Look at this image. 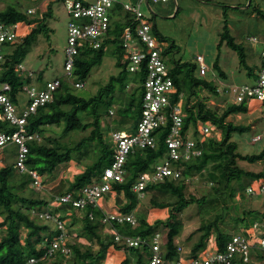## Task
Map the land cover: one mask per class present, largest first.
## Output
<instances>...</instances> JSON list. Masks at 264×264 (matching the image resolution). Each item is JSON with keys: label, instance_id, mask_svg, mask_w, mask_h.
<instances>
[{"label": "trees", "instance_id": "16d2710c", "mask_svg": "<svg viewBox=\"0 0 264 264\" xmlns=\"http://www.w3.org/2000/svg\"><path fill=\"white\" fill-rule=\"evenodd\" d=\"M256 12L264 17L261 8ZM52 14V5H49L47 11H44L39 18H32L27 11L13 5L0 12V17L6 22L36 23L29 33L12 44V52L7 55L3 77L12 85L11 94L14 102L22 92L24 84H35L36 81L43 85L42 72L34 79L28 73L20 71L17 64L21 63L20 58L30 51L37 36L50 30L46 20ZM111 18L112 27L104 46L100 49L81 50L71 78H76V81L87 79L93 67L102 63L106 51L110 49L116 55L117 67L121 70L119 74L112 75L110 80L90 97L76 94L72 81L60 78L61 84L55 90L53 99L40 106L28 118V130L39 133L42 139L28 142L29 153L26 163L30 169L37 170L42 175H53L57 167L63 163L73 160L82 163V158L88 155L89 144H94L93 151L96 156L92 163L75 174L74 179L68 181V186L60 194L72 193L74 196H79L84 186L101 180L103 171L112 163L115 145L111 138H106L104 123L107 117L110 118L106 123L108 130H134L141 119L143 97L141 83L144 80V73L129 72L128 60L122 44L123 31L135 18L121 4L114 7ZM159 36L163 38L161 34ZM220 37L221 43L226 42L229 47L237 51L241 64L248 67L244 49L231 35L228 22L224 25ZM197 69L198 64L195 60L186 61L182 58L176 59L170 68L175 83L174 101L183 94L185 122L182 136H185L188 130L193 138L200 139L198 127L201 123L214 125L220 136L210 133L203 137L204 148L201 156L186 162L173 163L182 170L178 182H175L173 177H168L162 182L150 184L142 196L132 190V185L140 173L152 171L160 160L169 158V148L166 143L169 125L159 132L157 146L136 148L130 153L125 180L113 184L111 190L102 197L99 207H75L71 204L58 203L53 201L51 195L49 198L31 197L24 193V190L32 184L31 173L19 172L15 163L0 165V264H24L30 257L39 259L36 264L47 262L65 264L68 256L60 251L47 256L44 254L43 244L50 241L57 233L52 221L44 220L39 216V212L47 207L65 222L68 236L72 237L75 233L73 240L68 239V244L72 248L69 264H99L108 255L110 249L124 250L126 253V257L119 264H150L149 245L126 247L117 242L113 236L105 237L103 218L109 211H134L138 220L135 225L127 222H113L112 225L121 234L139 235L144 238L161 233L165 238L166 259L175 260L179 257L177 237L184 226L180 213L191 203L204 202L208 198V195L201 198L195 196L187 198L185 190L188 178L200 175L210 183L211 197L224 196L228 189L231 190V197H234L238 188L245 197L249 185L264 180V171H248L238 164L239 160L249 162L263 160L264 148L259 153L243 154L238 150V143L233 140L234 133L242 134L250 128V125L236 124L230 120V115L248 112L249 106L229 103L222 113L212 108L208 103L211 97H221V102H227V95L217 90V77L224 80L227 74L218 67L217 77L214 71L213 76L208 73L201 76ZM126 78H130V82H134L136 88L131 95L126 96L124 94L129 83L120 84L119 92L123 97L119 101L114 96L117 91L116 83ZM139 88L141 90L136 96L135 92H138ZM205 92L207 94H204ZM116 105H118L117 112L112 114L111 110ZM8 128L7 122L0 121V130H8ZM76 131H87L88 134L74 145L61 141L62 137ZM245 178H248V182H241ZM234 183L238 187H235ZM168 194L175 196L176 199L174 201L160 199V196ZM154 208L165 209L166 216H152L151 210ZM90 213L93 217H90ZM247 215L262 218L264 222V212L256 209L244 211L243 216L238 217L237 221L244 223ZM213 228L217 230L214 237H212ZM202 230L204 232L201 237L191 248L193 256L206 249L210 241L218 250H224L234 235L220 229L218 218L203 224ZM243 232L248 238L264 236V224L260 225L255 233L251 231L249 224H246ZM253 253L254 259L245 264H264V250L256 248Z\"/></svg>", "mask_w": 264, "mask_h": 264}, {"label": "built area", "instance_id": "2783aa9c", "mask_svg": "<svg viewBox=\"0 0 264 264\" xmlns=\"http://www.w3.org/2000/svg\"><path fill=\"white\" fill-rule=\"evenodd\" d=\"M142 1L145 0H139L135 5L125 0L63 1L69 15L64 63L67 76L73 75L81 50L100 49L104 46L107 34L112 27L111 12L117 4H121L135 18L131 25L125 27L122 35L128 70L130 73H144V80L141 83L143 86L141 119L134 130H111L115 152L112 163L103 171L101 180L84 186L79 196H74L72 193L57 194L53 198L54 202L71 204L75 207H99L102 197L111 190L113 184L125 180L130 153L136 148L157 146L159 132L167 125H169V133L166 143L169 148V158L159 161L152 171L140 173L132 185V190L142 196L150 184L162 182L168 177H173L174 181L178 182L182 176V170L173 163L186 162L201 156L204 148L203 137L217 130L212 124L201 123L198 127L200 139L193 138L188 130L185 136H182L185 122L183 94L174 101V78L163 57L161 38L141 9ZM146 1L149 2V0ZM34 11L35 9L29 8L27 13L31 14ZM26 25L28 24L21 21L6 22L0 17V121L17 126L14 131L0 130V148L9 143H15L18 147L15 167L21 173H31L33 187L41 189L43 175L37 170L30 169L26 161L29 153L28 142L42 138L39 133L28 130V118L40 106H44L53 99L55 90L61 84V79L55 78L43 85L24 84L22 92L27 94L29 102L21 111L18 109L12 98V85L4 79L3 75L6 71L7 55L12 52V44L26 35ZM250 40L255 44L262 43L261 66L256 71L254 81L233 83L228 86L214 74L218 78L217 90L231 97V100H227L229 103L249 106L255 100L264 109V39L260 40L252 36ZM195 61L198 64L199 75L205 76L210 70L205 56L197 54ZM17 68L24 73L25 68L22 63L17 64ZM28 75L33 76V73L28 72ZM130 83L134 84L132 81ZM73 85L75 88H81L84 82L78 80ZM111 113L113 114V110ZM261 138L262 135H257L252 140L257 142ZM263 192L264 180L254 182L247 187V193L250 195ZM39 216L44 220L52 221L57 231L50 241L43 244L45 256L60 251L68 256L65 264H69L72 248L68 244L69 236L65 222L58 215H54L49 207L41 210ZM90 217H93L92 213ZM137 221L134 211L107 212L103 218V222L117 242L126 247L149 245L150 264H245L254 259V249L264 250V236L248 238L241 234H234L224 250L206 247L196 256L191 254V249L186 250L182 244H178L179 257L170 261L166 259L165 238L161 233L144 238L139 235L121 234L112 225L113 222H127L135 225ZM255 227L257 230L259 224L255 223ZM38 260L37 257H30L24 264H36Z\"/></svg>", "mask_w": 264, "mask_h": 264}, {"label": "rangeland", "instance_id": "374dc122", "mask_svg": "<svg viewBox=\"0 0 264 264\" xmlns=\"http://www.w3.org/2000/svg\"><path fill=\"white\" fill-rule=\"evenodd\" d=\"M125 1L134 5L139 2V0ZM11 5L25 11L29 8L35 9L34 13L30 14L32 18L42 17L43 12L47 11L49 5H52L53 14L46 20V25L50 30L39 34L30 51L23 58H20L25 68L24 73L32 72L35 79L42 72V84L55 78L71 80L74 83L77 79L67 76L64 69L69 15L63 0H0V12L5 11ZM258 8H261L264 12V0H149V2L145 0L141 4V9L155 28V32L163 36V38L160 37L161 49L169 68L173 66L174 61L178 58L194 61L197 54H202L210 67L208 75L213 76V71L214 74H217L216 69L220 67L227 74L226 79L222 80L228 86L233 83L241 84L254 81V78L249 77L247 72H249V69L256 71L261 66V63L258 66L254 65L259 60L258 51L262 50V43L255 44L250 40L252 36L260 40L264 39V17L256 12ZM226 22H228L231 35L244 49L249 68L241 64L237 51L229 47L226 42L221 43L220 35ZM35 25L36 23L26 25V34ZM166 51L167 53H165ZM116 61L114 52L111 49L107 50L102 63L93 67L90 75L83 81L84 86L75 88V93L84 97L94 95L99 88L110 80L112 75H117L121 71L117 67ZM197 72L199 74V69H197ZM34 83L41 85L36 81ZM124 83H129L124 94L126 96L131 95L136 88L135 84L130 83V78L117 82V91L114 96L119 101L123 97V94L119 92L120 84L123 85ZM139 90L141 89L139 88L138 92H135L136 96H138ZM220 99L221 97H211L208 103L212 108L222 113L228 107L229 102L224 103ZM228 99L231 100V97H228ZM28 102L29 97L27 94L20 92L15 103L21 111ZM117 108L118 105L115 106L113 112L116 113ZM109 119L107 117L104 123L107 139L111 138V130H108L106 126ZM230 120L236 124L250 125L246 132L233 134V140L238 143V150L241 153H259L264 148V109L260 104L255 103L248 112L231 114ZM7 124L9 131L17 129V126ZM87 134V131L72 132L62 137L61 141L74 145ZM214 134L220 136L218 130H215ZM257 135H262V138L254 142L252 139ZM93 147L94 144H89L87 148L88 155L82 158V163L73 160L59 165L53 175H43V187L41 189L29 185L24 193L34 198H49L50 195L54 198L55 195L60 194L68 186V181L74 179L75 174L83 171L86 165L92 163L96 156ZM238 164L248 171H264V159L256 162L239 160ZM241 182H248V178L243 179ZM186 184L185 195L187 198H190V196L201 198L208 195L206 201L191 203L179 215L184 226L177 237V241L186 250L191 249L193 244L201 237L204 232L202 225L216 218H218L220 229L244 236L246 235L240 228L245 227L249 222L252 223L253 220L258 219L259 225L264 224L263 219L256 216L247 215V220L244 223L237 221L236 218V216H243L244 211L251 209L264 212V192L250 195L246 191L244 197L242 191L238 188L234 197H231L230 189L225 192L224 196L211 197V184L202 179L200 175L188 178ZM234 186L238 187L236 183H234ZM160 199L174 201L176 197L168 194L160 196ZM165 212V209L154 208L151 210V215L166 216ZM252 226L251 231L256 230L255 223ZM103 232L106 238L112 236L106 225ZM216 233L217 230L213 228L212 237ZM74 235L75 233L69 238L73 240ZM95 248L97 249L98 246L96 245ZM209 248H212V246H209ZM124 257H126L124 250L110 249L108 255L99 264H119ZM46 264L52 263L47 262Z\"/></svg>", "mask_w": 264, "mask_h": 264}, {"label": "crops", "instance_id": "0c3cea01", "mask_svg": "<svg viewBox=\"0 0 264 264\" xmlns=\"http://www.w3.org/2000/svg\"><path fill=\"white\" fill-rule=\"evenodd\" d=\"M64 1V0H63ZM258 53H259V60H258V62L254 65V66H258L260 63H261V51L259 52L258 51ZM253 66V67H254ZM251 68V67H250ZM257 71V70H256ZM256 71L254 70H252L251 71V73H249V72H247V75L249 76V77H251V78H255V76H256ZM226 73V72H225ZM227 76V75H226ZM226 79V78H225ZM255 103H258L259 104V102L258 101H255V100H253L251 103H250V105H249V109H251V107L253 106V105H255ZM17 145L15 144V143H9V144H7L6 146H4V147H2V148H0V165H7V164H13V163H15V158H16V153H17ZM31 186L33 187V185L31 184ZM30 186V187H31ZM36 198V197H35ZM109 212H112V211H109ZM158 217H165V216H158ZM238 217H241V216H236V218H238ZM259 220L257 219V220H254L252 223L251 222H249L248 224H249V226H250V229H253L252 227V225H253V223H259L258 222ZM260 226V225H259ZM244 228L245 227H241L240 229L242 230V232L244 231ZM253 231V230H252ZM254 233L256 232V230H254L253 231ZM234 234V233H233ZM177 243L178 244H181L179 241H177ZM209 246H212V248L214 247V245H213V242L212 241H210L209 242V244H208V246L207 247H209ZM188 250H190V248L188 249ZM125 258V257H124Z\"/></svg>", "mask_w": 264, "mask_h": 264}]
</instances>
